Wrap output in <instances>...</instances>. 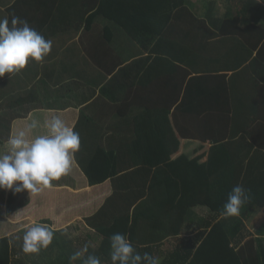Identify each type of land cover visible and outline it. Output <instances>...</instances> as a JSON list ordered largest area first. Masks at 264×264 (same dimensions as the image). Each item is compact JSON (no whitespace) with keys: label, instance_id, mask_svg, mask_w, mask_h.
<instances>
[{"label":"crops","instance_id":"0c3cea01","mask_svg":"<svg viewBox=\"0 0 264 264\" xmlns=\"http://www.w3.org/2000/svg\"><path fill=\"white\" fill-rule=\"evenodd\" d=\"M18 2H26V7H19L17 12L25 11L27 21L34 29L48 31L50 38L46 39H50L53 46L42 61L30 60L29 65L20 73L13 74L11 79L7 74L0 78V90H3L0 91V113L6 116V141L19 131H25L29 139L46 134L44 125L53 116H59L76 131L83 113L92 125L105 129L97 130V134L102 136L107 130V135L112 137L106 136L98 141L115 139L118 142L122 138L119 135L121 131L115 134L110 128L113 124H123L126 128L130 120L137 117L140 123L136 126L148 125L142 120L145 117L159 126L160 118L167 117L169 111L171 120L165 130L173 138L179 134L174 124V111L180 114L178 106L186 100L189 110L186 117L193 115L194 108L201 104L204 113L200 116L204 126L211 130L215 128L222 136H233L232 140L227 137L226 142L230 144L235 164L224 143L218 144L220 149L214 154L220 165L221 159L227 163L222 172L233 174L237 170L242 177H259L261 185H264V20L252 26H227L229 34L220 36L219 47L215 45L213 48L212 40H200L205 42L201 63H197V55L190 51L189 44H186V49L182 44L176 46L177 56L186 52L183 56L186 63L162 53L151 55L117 24L103 18H97L90 30H84V20L91 14L86 6L92 8L94 0H64L65 9L77 16L71 22L62 23L52 22L49 7L54 0H0V18L11 20L14 16L11 9H15L13 5ZM186 6L199 19L206 21L208 30L215 33L222 30V22L226 18L238 15L223 0H187ZM79 14L81 17L78 19ZM206 45L209 46L206 48ZM204 58L210 63H206ZM180 90H188L187 96L184 92L180 94ZM32 120L38 121L39 127L29 130ZM196 124L193 118L184 125L193 128ZM150 127L145 126L144 132H148ZM81 136L85 135L82 133ZM168 148L173 151L174 145L168 144ZM147 149L140 153V157H150V163L146 161L148 159L140 158L138 167L156 169L151 163L156 165L160 159H163L161 165L169 162L166 152ZM1 151H7L6 143ZM169 156L174 160L171 152ZM116 167L115 161L112 171ZM87 168L93 175L100 176L106 172L98 163L89 164ZM112 181L91 187L73 157L70 173L52 181V187L42 188L35 194L36 198L27 190L15 195L11 191L0 190L2 221L7 228L11 221L9 217L36 216L38 208L31 212L19 211L26 206L43 204L38 198H43L46 206L64 208L65 214L70 211L76 216L79 213L91 216L114 195ZM37 195L41 197L37 198ZM206 218L211 220L210 223L219 220L207 208L193 209L181 232L183 235H172L161 242V255L189 243L197 235L193 228L199 227L198 220ZM252 218L258 225L249 228L250 234L264 238V209L255 211ZM78 220L74 219L68 226L81 224L82 221ZM159 220L167 221L168 218ZM56 230L53 228V232ZM74 233L79 235H71L72 238H83L91 231L84 227L81 232ZM16 235H1L0 239H12ZM152 235L153 238L160 237ZM92 237L94 243L89 248L99 247L94 233Z\"/></svg>","mask_w":264,"mask_h":264},{"label":"trees","instance_id":"16d2710c","mask_svg":"<svg viewBox=\"0 0 264 264\" xmlns=\"http://www.w3.org/2000/svg\"><path fill=\"white\" fill-rule=\"evenodd\" d=\"M186 1L94 0L92 8L86 6V10L91 14L84 20V30H90L97 18H103L117 24L129 38L151 55L162 53L187 63L184 58L186 52L177 56L175 47L182 44L186 49V44H189L190 51L197 55V59H194L201 63V51L205 42L201 43L200 40H212L213 48L215 45L219 47V40H222L220 36L229 34L226 31L227 26H252L264 20V3H259V0H223L231 9L237 11L238 15L226 18L222 22V30L215 33L208 30L206 21L199 19L187 8ZM65 4L64 0H54L50 4L52 22H71L75 19L77 15L68 12ZM22 6L24 9L26 2L14 4L15 9L11 11L15 16L27 20L25 11L17 12ZM68 7L71 8L70 5ZM80 17L81 14L78 19ZM37 31L45 38H50L48 31ZM207 46L209 45H206V48ZM204 60L210 63L207 58ZM183 92L187 96L188 90H180V94ZM179 106L180 114L175 110L173 115L179 134L173 138L170 132L165 130L171 120L169 111L167 117L160 118L159 126L145 117L142 120L148 125L136 126V123H140L137 117L130 120L131 123L126 128L123 124H113L110 128L115 134L121 131L119 135L122 138H119L118 142L115 139L98 141L109 136V131L106 130V133L100 136L96 131L105 129L92 125L89 117L82 113L75 127L81 138V147L74 156L75 161L88 178L91 187L113 180L114 195L96 213L85 217L82 223L91 233L84 234L82 242L68 237L63 229L65 225L73 223L77 218L76 214L70 211L65 214L64 208L59 209L58 206H46L44 199L38 198L41 195H37V200L43 204L26 206L19 212H31L38 208L36 217L45 215L39 222L49 225L52 230L57 229L54 231L52 243L46 249H41L38 254H30L23 251V243L20 240L1 238L0 264H25L26 258H31L32 264H82L89 254L99 257L101 264H112L110 238L115 233L125 234L137 252L141 255L147 252L157 257L160 264H264V238L253 237L247 226V221L252 218L254 212L264 209V185H261V179L242 177L237 170H233V174L223 173L227 163L221 159L220 165L214 154H217L221 143H224L235 164L229 150L230 144L226 142L227 137L232 140L233 136H222L215 128H206L200 116L204 113L201 104L194 108V114L189 117H186L189 111L187 101H183ZM4 114L0 113V154H4L1 150L6 143L7 121ZM193 118L197 124L193 128L188 125L186 127L184 124ZM145 126H151L148 132H144ZM82 133L85 139L81 136ZM171 141L174 143H170ZM168 144L174 145L173 151L168 148ZM209 144L215 146L210 147ZM146 149L166 152L165 157L169 162L161 165L163 159L157 160V167L151 163L156 169L138 167L140 158L148 159L146 161L150 163V157H140V153ZM169 152L175 156L174 160H171ZM115 161L117 167L112 171ZM97 163L99 167L105 168V174H90L87 165ZM128 172L130 173L124 175ZM237 184L250 190L251 198L242 206L239 215L226 216L223 214V206L228 194ZM199 207L207 208L215 219L219 220L205 224V229L201 231L200 227H194L197 235L189 243L165 252L164 256L161 255V242L172 235L181 234L189 222L192 210ZM160 218L168 220L160 221ZM92 233L96 235L94 240H98L99 247L89 248L94 243ZM153 233L160 237H151ZM85 244L88 245V251L76 261H71L72 254L82 250ZM53 247L57 248V251L48 258L47 250Z\"/></svg>","mask_w":264,"mask_h":264},{"label":"clouds","instance_id":"9594fccd","mask_svg":"<svg viewBox=\"0 0 264 264\" xmlns=\"http://www.w3.org/2000/svg\"><path fill=\"white\" fill-rule=\"evenodd\" d=\"M264 3V0H259ZM52 41L30 26L27 20L18 16L0 18V78L6 74L10 79L30 63L42 61L52 50ZM47 133L29 139L25 131L10 135L6 141L7 151L0 154V190L11 191L14 195L27 190L31 195L42 188L52 187V181L70 173L73 157L80 150L81 138L78 132L59 116H53L44 125ZM29 130L37 129L39 123L32 120ZM250 190L237 184L228 194L223 214L237 216L243 205L250 200ZM54 232L46 225L36 224L23 235V251L38 254L53 241ZM112 264H160L157 257L145 252L141 255L125 234L111 236ZM88 251L82 250L70 257L76 261ZM82 264H101L94 254L83 259Z\"/></svg>","mask_w":264,"mask_h":264},{"label":"rangeland","instance_id":"374dc122","mask_svg":"<svg viewBox=\"0 0 264 264\" xmlns=\"http://www.w3.org/2000/svg\"><path fill=\"white\" fill-rule=\"evenodd\" d=\"M1 92L3 90H0ZM3 209V208H0V210ZM45 215L43 214H40L39 217H36V216H32L30 218H27L26 216L23 217H9L11 221H9L10 223L8 224L9 226L7 228L6 227V224L2 221L3 219V216L2 214L0 213V228L2 230H0V236L2 235H11L13 233H17L18 234V238L16 237H12L13 239H16V240H20V242L23 243V235L25 233L26 230H28L29 228H31L32 226L36 225V224H41V225H46V226H49L47 224H43V223H40L39 220ZM191 216V215H190ZM189 216V218H190ZM85 217H87V215L85 213H79V215H77V219H80L78 221H84ZM193 218V217H192ZM216 218V217H215ZM25 220H28V221H25ZM264 220V218H263ZM22 221H25V222H22ZM199 227L202 228V229H205V224L207 223H210V219L209 218H206L205 220L204 219H199ZM81 222L80 223H77V224H72L70 226L68 225H65L66 229H65V232L66 234L69 236L71 235H79L78 233H74V232H81L82 230H84V224ZM216 220H213L211 223H215ZM257 221H255L253 218L250 219L249 221V225L248 228L251 229V226H257L258 224H256ZM66 224H69L66 222ZM264 226H262L263 228ZM4 228V229H3ZM183 233V232H182ZM188 232H186L187 234ZM183 235V234H181ZM181 237H185V236H181ZM74 241H77V242H82L83 239L82 238H73ZM187 240H189V237L187 238ZM10 247H11V244H10ZM55 249V250H52V249ZM53 248H50L48 251V258H50L52 255H54V252L57 251V248L53 247ZM52 250V251H51ZM10 259H11V254H10ZM31 258L29 259H25V264H32V262L30 261Z\"/></svg>","mask_w":264,"mask_h":264}]
</instances>
